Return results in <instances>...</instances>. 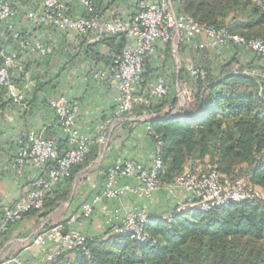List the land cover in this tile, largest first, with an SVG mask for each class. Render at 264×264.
<instances>
[{
	"label": "trees",
	"instance_id": "16d2710c",
	"mask_svg": "<svg viewBox=\"0 0 264 264\" xmlns=\"http://www.w3.org/2000/svg\"><path fill=\"white\" fill-rule=\"evenodd\" d=\"M176 1L177 10L201 25L264 41V0ZM113 37L121 40L116 58L127 38ZM164 47L173 75L179 76L185 104L179 106L178 93L171 89L166 97H149L145 82L154 78L150 56L145 60L140 90L149 103H135L130 112L141 117L148 111L152 116L145 121L149 135L159 145L157 155L163 162L160 183L169 185L177 176L209 164L233 180H242L247 188L264 193V77L251 66L226 60L223 52L216 55L209 48L189 47L196 54L195 66L205 70L204 77L194 79L183 66L178 70L171 44ZM185 47H179V55ZM3 52L0 48V66ZM0 93H5L3 87ZM97 149L94 144L85 162L74 166L70 177L46 192L42 209L24 216L47 218L66 202L71 190L62 189V185L72 186L75 175L89 164ZM58 225L63 233L70 229L68 222ZM48 228L46 223L42 230ZM145 230L155 244L116 233L114 226H109L102 235H86L82 247L66 250L46 264H264V199L258 197L228 202L206 212L192 207L168 217L149 214Z\"/></svg>",
	"mask_w": 264,
	"mask_h": 264
},
{
	"label": "crops",
	"instance_id": "0c3cea01",
	"mask_svg": "<svg viewBox=\"0 0 264 264\" xmlns=\"http://www.w3.org/2000/svg\"><path fill=\"white\" fill-rule=\"evenodd\" d=\"M63 1L72 18L93 14L102 20L121 18L131 21L138 10L136 0H90V7L80 0ZM41 3V0H16L18 15L9 21H0V48L4 53L16 56L11 75L22 94L20 102L15 103L6 89L5 93H0V221L5 211L30 189L39 175L31 163L21 167L16 165L26 136L35 131L54 139L61 153L68 149L67 133L57 122L56 111L50 105L52 100L66 97L70 102H77L78 128L82 135L91 138L95 137L100 124L116 120L114 111L119 99V82L109 73V66L121 40L113 36H83L75 30L43 24L38 20ZM30 13L37 19L31 20ZM13 32L19 33L20 40L11 37ZM202 39H206L205 35ZM37 46L48 47L51 51L43 54ZM221 52L226 60L235 59L240 65L251 66L264 77V61L251 49L227 46ZM180 56L183 62L196 58L189 47H185ZM166 57L164 44L158 43L149 64L154 78L149 81L147 78L146 86L149 88L161 75L171 92L179 94V76L173 75ZM100 71L106 75L99 76ZM108 136L107 145L96 144L98 149L89 164L75 175L72 186L62 185V189L71 190L66 202L47 218H41L39 214L24 216L1 237L0 262L16 255L41 264L42 250L34 246L32 240L46 223L51 227L65 221L72 230L98 236L111 224L119 223L126 212L140 206H146L149 214L164 217L190 208L188 192L171 193L162 188L150 199L130 192L115 199L103 197L94 205L90 217L82 215L83 205L104 192L109 168L127 159L148 164L156 155V144L148 133L147 122L133 113L112 128L110 125ZM124 183L137 185L133 179L121 178L117 187ZM48 248L52 249L53 245Z\"/></svg>",
	"mask_w": 264,
	"mask_h": 264
},
{
	"label": "built area",
	"instance_id": "2783aa9c",
	"mask_svg": "<svg viewBox=\"0 0 264 264\" xmlns=\"http://www.w3.org/2000/svg\"><path fill=\"white\" fill-rule=\"evenodd\" d=\"M16 0H0V21H9L18 15L15 7ZM69 1V0H67ZM87 7L90 0H80ZM138 10L131 21L121 18L102 20L97 16H82L72 18L67 13L66 3L63 0H42V12L38 20L46 25L77 31L83 36L95 35L98 37L121 35L127 38L120 54L109 66V73L119 82V99L114 117L116 120H107L100 124L94 138L82 135L77 124L79 104L70 102L66 97L52 100L50 105L55 109L58 124L67 133L68 149L60 154L54 139L32 131L22 142L16 159V165L22 166L31 163L39 175L31 183L30 189L13 206L6 210L0 221V239L6 235L13 224L22 220L24 215L32 210L42 209L45 194L56 184L71 176L72 168L85 162L94 144L107 145L109 141L108 127L116 122H123L132 111L135 103H149V98L141 94L143 83L142 72L146 58L155 53L158 43H170L176 55L178 70L183 66L191 78L205 76V70L195 66L192 62H182L179 59L178 49L181 45L195 50L209 48L216 55L227 46L247 47L254 51L264 61V41L258 37L246 38L242 35L229 33L223 28L213 25H201L189 14L177 10L176 0H136ZM31 20L37 19L34 13L29 14ZM205 35L206 39H202ZM12 36L19 39L20 35L13 32ZM20 40V39H19ZM41 53L51 51L48 47L37 46ZM3 62L0 66V87L7 90L13 102H20L22 94L11 75L15 65L14 54L2 53ZM254 73V70H252ZM105 76L104 71L98 73ZM150 96L163 98L169 95L170 88L164 78H158L149 86ZM179 106H183L186 98L183 90L179 91ZM177 109L172 114H176ZM114 118V119H115ZM142 120L152 118L148 111H144ZM150 128L148 127V133ZM159 145H156V155L148 163L136 159L120 161L109 168L107 184L102 195L96 196L91 202L83 205L82 215L90 217L94 205L103 197L115 199L119 195L130 192L137 196L152 198L154 193L162 188L171 193L184 191L190 194L188 203L190 208L196 207L206 212L228 202H241L255 197L264 199V196L254 188H247L240 179L233 180L216 171L209 164L196 172H185L177 176L169 185L160 183L159 175L163 171V162L157 155ZM121 178L133 179L137 185L124 183L117 184ZM149 213L146 206H140L125 213L119 223L111 224L116 233L130 235L141 242L156 243L145 230ZM74 219V218H73ZM86 235L80 231L69 229L63 233L60 225L48 229L38 230L32 240L34 246L42 250V264L52 261L60 253L82 247ZM53 245L52 249L48 247ZM0 264H36L12 256Z\"/></svg>",
	"mask_w": 264,
	"mask_h": 264
},
{
	"label": "rangeland",
	"instance_id": "374dc122",
	"mask_svg": "<svg viewBox=\"0 0 264 264\" xmlns=\"http://www.w3.org/2000/svg\"><path fill=\"white\" fill-rule=\"evenodd\" d=\"M181 58H182V56H180V58H179V59H180V61H182V60H181ZM182 59H183V58H182ZM183 60H184V59H183ZM182 62H183V61H182ZM188 62H192V63L194 64V62H195V59L193 58L191 61H188ZM262 194L264 195V193H262Z\"/></svg>",
	"mask_w": 264,
	"mask_h": 264
}]
</instances>
